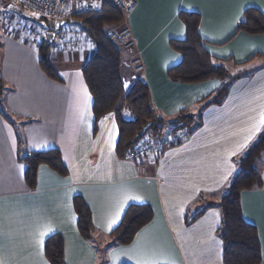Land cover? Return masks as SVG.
Masks as SVG:
<instances>
[{
  "label": "crops",
  "instance_id": "0c3cea01",
  "mask_svg": "<svg viewBox=\"0 0 264 264\" xmlns=\"http://www.w3.org/2000/svg\"><path fill=\"white\" fill-rule=\"evenodd\" d=\"M247 7L264 14V0H136L134 11L125 19L136 43L126 58L131 64L139 57L144 64L140 80L147 85L159 116L171 120L180 112L192 115L185 141L139 162L116 153L114 114L94 116L93 98L82 72L94 45L83 26L79 24L64 38L59 35L57 41L55 35V43L48 45L58 75L52 79L40 68L38 54V45L46 43L52 29L38 30L9 10L1 13L0 262L50 264L44 244L47 237L59 234L65 264H135L121 251L133 245L138 250H163L166 255L161 259L172 264H223L220 210L208 208L190 223L185 215L200 195L224 190L238 169L239 157L264 128L236 151L264 106V33L237 31ZM182 11L198 14L197 31L206 50L225 60L230 73L256 67L236 78L221 102L202 106L220 87L219 79L180 82L168 76V69L182 58L170 43L186 35L179 16ZM52 148L59 150L67 174L40 164L35 186L29 188L19 157ZM254 166L262 187L242 190L239 198L243 218L256 228L259 264H264V150ZM76 196L89 209L92 240L78 230ZM125 196L139 200H129L109 230L108 223ZM131 204H148L152 219L130 242L110 245L109 234ZM49 227L54 231L44 236L41 251L39 233Z\"/></svg>",
  "mask_w": 264,
  "mask_h": 264
},
{
  "label": "trees",
  "instance_id": "16d2710c",
  "mask_svg": "<svg viewBox=\"0 0 264 264\" xmlns=\"http://www.w3.org/2000/svg\"><path fill=\"white\" fill-rule=\"evenodd\" d=\"M179 16L185 24L186 35L184 39L171 40L170 43L181 53L182 58L179 64L168 69V76L180 82L219 79L222 82L220 87L202 106L221 102L231 83L256 67L230 73L225 60L212 57L206 50L197 31L198 14L182 11ZM69 18L83 26L88 39L94 45V51L85 61L82 72L93 98L94 116L97 118L106 113L114 114L118 127L115 150L119 157L124 158L135 145L146 125L150 131L161 132L168 124L178 122L191 130L192 127L188 124L192 115L180 112L171 120L159 116L153 107L147 85L140 79L128 82L132 70L125 50L118 41L107 36V30L119 25L123 20L118 11L105 5L99 12H78ZM237 31L249 34L264 33V14L255 7H247L237 22ZM49 49L45 41L38 45L39 65L48 77L58 79L50 61ZM2 89L3 82L0 78V94ZM197 124L198 121L194 123V127ZM263 150L264 128L239 157L238 169L224 190L200 195L185 215V222L190 223L208 208L216 207L220 210L218 234L223 242V264H259L261 261L256 228L243 218L239 196L242 190L262 187L263 181L254 161ZM19 159L25 166L24 178L29 188L35 186L36 171L40 164L47 165L61 175L67 174L61 154L56 148L29 151ZM74 209L80 234L92 240L94 226L89 209L81 197L74 198ZM152 214L148 204H131L119 224L109 234L110 245L130 242L136 231L152 219ZM44 252L50 264H65L63 240L59 234L47 237Z\"/></svg>",
  "mask_w": 264,
  "mask_h": 264
},
{
  "label": "built area",
  "instance_id": "2783aa9c",
  "mask_svg": "<svg viewBox=\"0 0 264 264\" xmlns=\"http://www.w3.org/2000/svg\"><path fill=\"white\" fill-rule=\"evenodd\" d=\"M8 5H16L31 11L38 17L56 21L66 20L78 12H99L105 5L118 11L122 22L116 27L107 30V36L118 41L124 50L130 51L135 46V39L130 28L125 23L126 17L131 14L136 6V0H4L3 10ZM132 73L130 80L140 79L144 64L139 57L131 60ZM188 128L180 123H170L161 132L146 130L141 133L140 139L125 154L124 158L135 162L151 156H156L162 149L179 145L189 137Z\"/></svg>",
  "mask_w": 264,
  "mask_h": 264
},
{
  "label": "snow or ice",
  "instance_id": "6c2138e0",
  "mask_svg": "<svg viewBox=\"0 0 264 264\" xmlns=\"http://www.w3.org/2000/svg\"><path fill=\"white\" fill-rule=\"evenodd\" d=\"M85 96H87V91L85 90ZM107 119V117L105 118ZM264 126V106H262V110L259 113V119L256 123L252 125V130L248 137L245 139L244 144H241L239 148L236 149V151H239L240 148H243L248 140L252 139V136L255 134L256 131L260 130V127ZM232 155L235 154V152L231 153ZM224 179H227V176L224 177ZM129 200H139V197L136 196H125L124 199L120 202V204L117 207V211L114 214V218H112L108 223V229L111 230L112 226L117 223V221L120 219V214L124 210L125 205ZM54 231L52 228H47L46 231H41L39 233L38 237V245L40 247V250H43V239L44 236L48 233H51ZM139 235V234H138ZM122 252L128 253V259L134 260L135 264H172V262L168 259H161V257H165V252L163 250H157V249H137L135 245L133 247L128 249H122ZM0 264H3V262H0ZM46 264V262H45Z\"/></svg>",
  "mask_w": 264,
  "mask_h": 264
},
{
  "label": "rangeland",
  "instance_id": "374dc122",
  "mask_svg": "<svg viewBox=\"0 0 264 264\" xmlns=\"http://www.w3.org/2000/svg\"><path fill=\"white\" fill-rule=\"evenodd\" d=\"M3 3H4V0H0V19H1V13L4 12V10L2 9ZM20 9L22 10V12L25 15V18L22 17V19L23 20L27 19V21L32 23V26L38 27V30L40 29V27H42L44 29L49 27L50 29L54 30V25H53L54 21L45 19L43 17H38L26 8L21 7ZM7 14H8V12H6V15ZM79 24L80 23L75 22V21H73V19L69 18V20L66 21V23L63 24L59 30L56 31V35H57L55 38L56 41L58 40L59 35H61V37L64 38L68 34L73 33L72 31H74V29L78 30V28L80 27ZM117 26H115L113 28H116ZM53 43H55V40L53 41ZM125 53L130 55V53L128 51L127 52L125 51ZM129 81H131V80H128V82Z\"/></svg>",
  "mask_w": 264,
  "mask_h": 264
},
{
  "label": "water",
  "instance_id": "95a60500",
  "mask_svg": "<svg viewBox=\"0 0 264 264\" xmlns=\"http://www.w3.org/2000/svg\"><path fill=\"white\" fill-rule=\"evenodd\" d=\"M7 10L15 12L23 17H25L24 13L22 12V10L16 6V5H8L7 6ZM66 23V20H56L54 21L53 25H54V30L47 32L46 34V45L48 46L53 39L55 38L56 35V31L59 30L61 28V26L63 24ZM148 129V125H146L145 127H143L142 133L145 132Z\"/></svg>",
  "mask_w": 264,
  "mask_h": 264
}]
</instances>
